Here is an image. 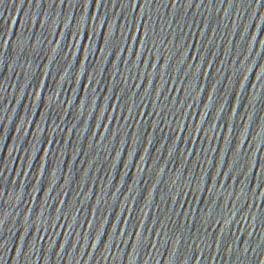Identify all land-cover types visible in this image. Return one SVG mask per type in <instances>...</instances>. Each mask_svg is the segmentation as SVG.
<instances>
[{"label":"water","instance_id":"water-1","mask_svg":"<svg viewBox=\"0 0 264 264\" xmlns=\"http://www.w3.org/2000/svg\"><path fill=\"white\" fill-rule=\"evenodd\" d=\"M0 264H264V0H0Z\"/></svg>","mask_w":264,"mask_h":264}]
</instances>
